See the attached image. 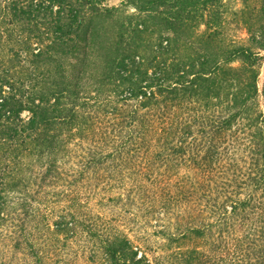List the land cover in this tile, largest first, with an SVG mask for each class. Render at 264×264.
<instances>
[{
  "label": "trees",
  "instance_id": "obj_1",
  "mask_svg": "<svg viewBox=\"0 0 264 264\" xmlns=\"http://www.w3.org/2000/svg\"><path fill=\"white\" fill-rule=\"evenodd\" d=\"M104 1L0 0V264H264V0Z\"/></svg>",
  "mask_w": 264,
  "mask_h": 264
},
{
  "label": "rangeland",
  "instance_id": "obj_2",
  "mask_svg": "<svg viewBox=\"0 0 264 264\" xmlns=\"http://www.w3.org/2000/svg\"><path fill=\"white\" fill-rule=\"evenodd\" d=\"M243 1H245L246 4L250 8H253L257 5V0H222L223 8L226 11L225 16L227 17L226 18L227 22H229V24L226 26V35L230 39L232 38L233 39L234 38L245 39L246 38V34H245V31L243 30L242 24L239 22L237 18H233L231 16L232 13L237 12L243 8V5H242ZM104 5L109 8L121 7L122 0H105ZM126 12L128 14V8L126 9ZM245 19H247V16L245 17ZM263 79H264V67H262L260 71V77L258 79V89L259 90H261L262 88ZM149 258L151 257L149 256Z\"/></svg>",
  "mask_w": 264,
  "mask_h": 264
}]
</instances>
